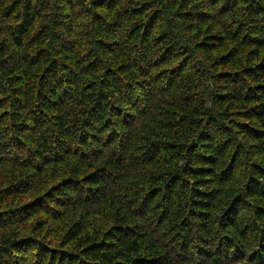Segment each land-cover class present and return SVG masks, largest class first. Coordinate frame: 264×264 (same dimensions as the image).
<instances>
[{
  "label": "clouds",
  "instance_id": "1",
  "mask_svg": "<svg viewBox=\"0 0 264 264\" xmlns=\"http://www.w3.org/2000/svg\"><path fill=\"white\" fill-rule=\"evenodd\" d=\"M254 164L264 0H0V264H264Z\"/></svg>",
  "mask_w": 264,
  "mask_h": 264
},
{
  "label": "trees",
  "instance_id": "2",
  "mask_svg": "<svg viewBox=\"0 0 264 264\" xmlns=\"http://www.w3.org/2000/svg\"><path fill=\"white\" fill-rule=\"evenodd\" d=\"M135 11H136L138 14H142V12H141L140 9H136ZM185 15H187V14H185ZM200 15H202V16H207L208 14H207V13H201ZM217 39H219V40H223L222 37H218V36L215 35V34H213V35H209V36H205V37H204V41H208V40H217ZM204 41H201V44H200V45H197V46L200 47V46L204 43ZM230 55H231L230 52H229V53H226V55L223 56V57H221V59H226L227 56H230ZM257 67H258V68H259V67H262V65L258 64ZM250 111H255V108L250 109ZM240 115H241L242 117L247 118V113H240ZM259 118H260V117L258 116L257 119H259ZM243 127H244V128H251V124L244 123V124H243ZM260 131H261V129L252 128V132H253V133H255V132H260ZM253 168L257 171L258 176H264V165H261V164H254V165H253ZM201 171H204V170H201ZM253 179H257V177H253ZM257 183H259V180H258V179H257ZM3 191H4V192H8L9 189L5 188V189H3ZM39 223H40L39 221L36 222L37 225H39ZM33 230L35 231V230H37V229H36V228H33Z\"/></svg>",
  "mask_w": 264,
  "mask_h": 264
}]
</instances>
